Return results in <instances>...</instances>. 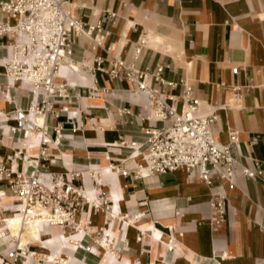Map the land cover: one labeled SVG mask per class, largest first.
Instances as JSON below:
<instances>
[{
	"label": "crops",
	"instance_id": "1",
	"mask_svg": "<svg viewBox=\"0 0 264 264\" xmlns=\"http://www.w3.org/2000/svg\"><path fill=\"white\" fill-rule=\"evenodd\" d=\"M69 2L86 26H100L102 38L99 44L85 36L74 39L70 65L63 64L54 79L63 85L62 95L47 98L50 109L43 120L51 142L39 164L43 172L80 171L75 184L90 197H103L106 205L76 208L85 235L44 223L36 234L23 229L17 234L7 223L17 214L7 209L17 198L2 178L0 249L12 237L29 243L34 256H19L22 264H264L261 180L237 175L230 189L227 182L213 179L208 185L184 170L135 177L132 171L143 162L147 146L145 130L166 123L146 118L149 101L123 72L114 78L107 73L118 59L140 70L162 65L161 76L169 81L186 79L200 99V111L216 115L215 139L226 143L229 131L237 130L231 154L264 170V0ZM12 42L0 36V161L9 170L29 172L38 152L36 138L22 146L9 128L16 109L41 106L46 97L43 88L6 74ZM213 193L226 196L224 220L217 227L209 215Z\"/></svg>",
	"mask_w": 264,
	"mask_h": 264
},
{
	"label": "built area",
	"instance_id": "2",
	"mask_svg": "<svg viewBox=\"0 0 264 264\" xmlns=\"http://www.w3.org/2000/svg\"><path fill=\"white\" fill-rule=\"evenodd\" d=\"M0 12L5 17L0 22V36L13 39L4 60L6 74L13 81L25 80L35 89L43 88L46 97L41 106L31 104L28 110L16 109L14 125L9 128L12 134H17V142L22 146H27L28 138H36L38 152L32 157L31 170L12 171L0 161V179L8 180L17 198L13 212L24 220L39 218L47 224L70 229L74 233L82 231L85 235L84 226L76 220V208L91 203L95 209H100L106 205V200L99 196L90 197L81 185L75 184L82 176L80 171L64 168L43 172L39 162L45 159L47 144L51 142L43 120L50 109L47 98L53 94L62 95L64 90L63 85L56 84L54 79L62 63L70 65L76 37L85 36L94 44L100 43V26H86L81 22L72 14L69 0H1ZM139 42L143 44L144 38ZM30 54L33 55L31 64L24 59ZM163 69L158 65L154 71L140 70L115 59L107 70L111 78L123 72L125 79L136 85V91L146 95L149 101L147 119L166 123L145 130L147 146L143 162L136 164L133 175L148 177L184 170L208 185L213 179L227 182L230 189L234 187L237 175L257 178L264 184V170L258 164L248 166L231 154V146L238 143V131H229L228 142H218L212 132L215 113L203 114L192 84L186 79L178 82L164 79L161 76ZM232 71L238 72L237 68ZM149 81L157 86L150 85ZM177 87L181 88L179 94L173 92ZM233 89L234 96L238 97L239 89ZM56 133L58 135L59 131ZM57 141L58 136L55 138ZM122 173L129 174L130 171L123 169ZM225 203L226 196L211 195L209 215L215 227L224 220ZM141 235L137 240H141ZM29 245L21 246L17 238L12 237L8 247L0 249V264H22L19 256L32 258L34 251L29 250Z\"/></svg>",
	"mask_w": 264,
	"mask_h": 264
},
{
	"label": "bare ground",
	"instance_id": "3",
	"mask_svg": "<svg viewBox=\"0 0 264 264\" xmlns=\"http://www.w3.org/2000/svg\"><path fill=\"white\" fill-rule=\"evenodd\" d=\"M32 56L33 55L30 54L29 56L24 57V59L28 63L31 64L32 63ZM63 64H65V63H62L61 66H63ZM61 66H60V68H61ZM7 223H9V227L12 229V231L13 232L14 231L17 232V234H19L18 230L22 231L21 230L22 226L26 227V232H28L30 234H36V230L38 229V227L41 224H43V223L47 224V222L45 220H42V219H39V218L24 220V218L18 213L13 215V216H11V217H9ZM17 240L20 242L21 246H24L26 244L25 242H23V240H20L18 237H17Z\"/></svg>",
	"mask_w": 264,
	"mask_h": 264
},
{
	"label": "rangeland",
	"instance_id": "4",
	"mask_svg": "<svg viewBox=\"0 0 264 264\" xmlns=\"http://www.w3.org/2000/svg\"><path fill=\"white\" fill-rule=\"evenodd\" d=\"M12 193H13V192H12ZM13 195H14V194H13ZM14 196H15V195H14ZM7 209H8V210H10V212H11V213H13V205H11V206H8V208H7ZM10 212H9V213H10ZM21 228H22L23 230H25V231H26V227H25V226H22ZM22 229H21V230H22Z\"/></svg>",
	"mask_w": 264,
	"mask_h": 264
}]
</instances>
